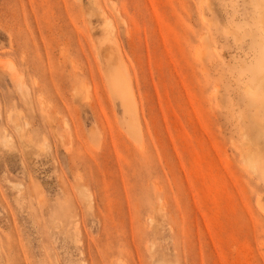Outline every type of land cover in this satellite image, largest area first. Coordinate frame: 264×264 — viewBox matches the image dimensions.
Listing matches in <instances>:
<instances>
[{
	"label": "rangeland",
	"instance_id": "1",
	"mask_svg": "<svg viewBox=\"0 0 264 264\" xmlns=\"http://www.w3.org/2000/svg\"><path fill=\"white\" fill-rule=\"evenodd\" d=\"M263 71L264 0H0V264H264Z\"/></svg>",
	"mask_w": 264,
	"mask_h": 264
},
{
	"label": "bare ground",
	"instance_id": "2",
	"mask_svg": "<svg viewBox=\"0 0 264 264\" xmlns=\"http://www.w3.org/2000/svg\"><path fill=\"white\" fill-rule=\"evenodd\" d=\"M197 51H200V50H197ZM201 54V53H200ZM199 54V55H200ZM264 72V71H263ZM117 83V89L123 99V101L125 102V104L127 105L128 103V100L130 99L131 97V90L130 88L126 85L125 81L121 80V81H116ZM257 85V86H256ZM255 87L258 89V88H262L264 89V75L259 77V80L258 82L256 83ZM261 89V90H262ZM264 91V90H263ZM264 93V92H263ZM251 96H254V93H250ZM249 94V95H250ZM132 99V98H131ZM253 99V98H252ZM131 102V101H130ZM252 104V103H251ZM130 105V104H129ZM128 107V106H127ZM130 107H132V104L130 105ZM129 108V107H128ZM241 154H243V151L241 152ZM253 154V153H252ZM251 160V159H250Z\"/></svg>",
	"mask_w": 264,
	"mask_h": 264
}]
</instances>
